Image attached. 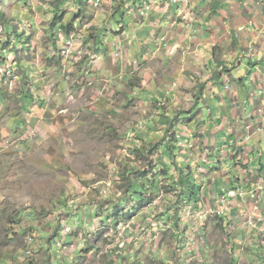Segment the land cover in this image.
<instances>
[{"label":"rangeland","instance_id":"374dc122","mask_svg":"<svg viewBox=\"0 0 264 264\" xmlns=\"http://www.w3.org/2000/svg\"><path fill=\"white\" fill-rule=\"evenodd\" d=\"M59 1L0 0V264H264V193L217 192L233 176L229 136L214 140L234 129L229 75L207 81L219 111L198 98L208 66L191 39L212 0H84L53 25ZM173 33L191 48H164ZM242 56L246 110L264 87L250 92ZM247 172L239 187L258 181ZM130 181L153 188L133 202Z\"/></svg>","mask_w":264,"mask_h":264},{"label":"crops","instance_id":"0c3cea01","mask_svg":"<svg viewBox=\"0 0 264 264\" xmlns=\"http://www.w3.org/2000/svg\"><path fill=\"white\" fill-rule=\"evenodd\" d=\"M202 3L206 4L205 0H200V5H202ZM211 3L205 17L200 18V23L197 21L198 26H200V33H198L195 40L191 39V41H193V50L200 52V59H204L205 56L208 66V72L203 71V78L206 77V80L205 83L201 85L202 92H200L198 98L200 100V105L205 102L219 111L220 104L223 102L218 104L215 103L214 88L210 86L207 81L210 79L212 80V84L214 82L222 84L226 76L229 75L230 78L227 80H229L230 85L227 88L224 87V89L226 93L228 92L230 104L239 106L238 109H236V107H230L229 111L231 115H224V117L228 116L229 119L234 122V129H230L229 132L226 133L222 132L224 128H221L222 130L219 129L214 134V140L224 133L229 136V147H233L232 150H234V152L225 159L227 162L231 163L233 176L226 177L227 173H225V176H222L224 172L221 173V171H219L218 174H220V177H218L216 181L217 185H219L217 192L224 190L222 188L226 187V189L231 187L233 189L243 188L244 190V188H255L256 186V191L258 190L261 195L259 200H262L264 193V101L263 97L256 96L252 99H250V97L248 100L250 108L247 107L246 110H244L247 104L240 102L237 89L238 86L242 85L243 78H239L237 82L233 71L235 68L240 67L241 64V61L235 58L241 57L242 54L244 55L242 56L243 58L247 55L249 62L246 67L249 69V78L251 79L252 76L261 78L258 79L257 85L255 86H253L251 82L249 88L250 92L252 88L258 91L260 88L262 89L264 87V28L262 27V23L264 22V0H226L225 2L221 0H212ZM175 22L179 23L177 27L181 24L179 19H175L173 23ZM160 26L164 28L163 31H168L169 29V23L164 20L160 22ZM231 32H233V34ZM168 38V45L170 46L164 47L168 48L167 50L171 51V49L177 48L179 43L184 47L186 46V51L191 48V46L183 43L185 38L184 34L181 35V38H177L173 33L171 36H168ZM242 41L245 42V45H240ZM215 46L221 49H231L230 52L232 53H229L228 57L230 60L234 59L233 62H235V65L232 68H227L228 63H231V61H227L229 60L227 56L223 57L224 61L221 59L220 61H216V58H214L216 57L214 54ZM172 53L173 52L170 54ZM181 54V64L184 65L185 63L187 65V62L189 63V61L186 62L187 57L184 53ZM192 59L193 58H190V60ZM190 64L192 65V63ZM214 66H220L221 68L225 66L227 69L221 71L219 70L220 67L216 69ZM175 67L178 68L177 63L171 68ZM211 68L213 69L212 71L208 70ZM258 70L261 72L260 74ZM179 71L181 70L179 69L177 72ZM213 71L215 73H213ZM231 88L232 91H230ZM233 110L236 111L233 118H231ZM222 117L223 115L218 113L217 120L213 119V123H218L219 119ZM251 136H255L256 140L251 139ZM260 153L263 155L258 159L257 157ZM257 154L258 156L255 157ZM212 155H214V152L209 155L208 162L214 161L210 160V156ZM220 160L221 159H219V161ZM216 162H218V160ZM246 171H249L247 173L250 174L256 171L255 174L259 179L254 183L242 181L243 185L239 187L240 182H238L237 178L241 175L244 178V172ZM260 204L261 201L259 202V205ZM219 214H224V212Z\"/></svg>","mask_w":264,"mask_h":264},{"label":"trees","instance_id":"16d2710c","mask_svg":"<svg viewBox=\"0 0 264 264\" xmlns=\"http://www.w3.org/2000/svg\"><path fill=\"white\" fill-rule=\"evenodd\" d=\"M84 3V0H60L57 4H55L53 7H52V14H51V17H52V20H53V25L55 24H57V23H60V22H62V20H63V16L61 15L62 14V8H63V6L65 5V4H68L69 6H71V7H77V10H76V14L74 15V16H76V15H78L79 14V12L81 11V6H82V4ZM4 15H3V13L0 11V17L2 18ZM122 17V16H121ZM117 21V20H116ZM117 22H119V21H117ZM69 26H70V28H71V25H68V28H69ZM5 33H6V36H5V41L2 43L3 44V46H7L9 49L11 48V49H13L14 47V43L13 42H11V41H7V39L9 38V35H11V33H13L12 32V30H10L9 29V26L7 27V25H6V28H5ZM20 34H15V38H20ZM20 42V40H17V42ZM16 42V43H17ZM10 43V44H9ZM9 44V45H8ZM19 44V43H18ZM166 123L167 122H164L163 124L164 125H166ZM152 175V174H151ZM149 175H146V174H140V177L138 178V179H140V178H145L146 180H152V179H154L155 178V176L154 177H152V178H150V179H147V177H148ZM130 184L127 186V189H126V192H128L129 194H131V197H130V200H132L133 202H135V201H142L143 200V197L145 196V190H147V189H150V188H153L152 186L153 185H151V187L150 186H148V188L147 189H145V188H143V186L142 185H140V184H136V182H129ZM133 195H136V197L134 196V197H132ZM129 196V195H128ZM121 202H123V200H120ZM183 202V203H182ZM189 203V200L188 199H181V206L180 207H178V206H176L175 205V208L176 209H178V208H180L181 209V207H182V205L183 204H188ZM142 204V203H141ZM179 210V209H178ZM173 213H175V211L173 212ZM168 215V214H167ZM99 217V216H98ZM220 219H222L221 217H220ZM1 259H2V257L0 258V262H1Z\"/></svg>","mask_w":264,"mask_h":264},{"label":"built area","instance_id":"2783aa9c","mask_svg":"<svg viewBox=\"0 0 264 264\" xmlns=\"http://www.w3.org/2000/svg\"><path fill=\"white\" fill-rule=\"evenodd\" d=\"M263 27H264V24H263ZM230 192H233V191H230ZM227 194H228V192H227Z\"/></svg>","mask_w":264,"mask_h":264}]
</instances>
